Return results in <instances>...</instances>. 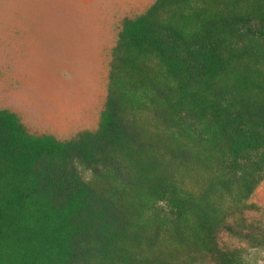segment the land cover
<instances>
[{
    "label": "trees",
    "instance_id": "trees-1",
    "mask_svg": "<svg viewBox=\"0 0 264 264\" xmlns=\"http://www.w3.org/2000/svg\"><path fill=\"white\" fill-rule=\"evenodd\" d=\"M182 5L183 0H156L144 14L126 18L114 57L121 53L123 68L143 70L154 60L163 65L165 71L159 73L168 76L169 89L159 95L168 97L173 114L188 103L208 114L214 128L208 141L232 173L224 186L230 190L238 184L248 195L264 179V88L231 91L230 97L225 96L229 90L213 93L206 88L242 57L240 42L264 41V0H215L213 18L203 19L208 7L194 12L199 26L193 32L186 31L183 20L191 16L182 13ZM167 10H173L169 20L163 17ZM154 77L150 73L151 88H156ZM116 93L110 88L97 131L67 141L31 134L16 114L0 109V264H159L155 243L150 242V257L145 252L147 261L125 248L138 242L132 240L136 236L130 232V219L119 206V192L93 187L79 171V165L96 169L112 151L132 147L134 137L121 118ZM162 183L148 185L152 201L165 185L178 214L187 211L195 217L190 228L198 245L218 264H244L238 250L218 248L217 209L202 210L173 184ZM224 228L234 232L232 224ZM244 238L264 245L262 231Z\"/></svg>",
    "mask_w": 264,
    "mask_h": 264
},
{
    "label": "rangeland",
    "instance_id": "rangeland-1",
    "mask_svg": "<svg viewBox=\"0 0 264 264\" xmlns=\"http://www.w3.org/2000/svg\"><path fill=\"white\" fill-rule=\"evenodd\" d=\"M27 2L42 6L44 12L60 14L83 4V0ZM214 4L215 0H183L182 13L191 16L183 20L186 31L193 32L199 26L194 12L208 7L203 19L213 18ZM172 13L173 10H167L163 17L169 20ZM106 31L108 44L115 43L119 30ZM238 47H242V57L214 82H208L207 90L213 93L229 90L225 96L230 97L231 91L242 94L243 88H264V41L240 42ZM120 56L121 53L113 60L111 88H115L120 97L121 118L134 137L132 147L126 152L112 151L96 164V169L79 165V171L93 187L119 192V206L130 219V232L136 236L132 240L138 242L125 248L147 261L146 253L150 257L152 242L155 243L154 253L160 255L159 264H218L195 241L190 228L195 221L193 214L187 211L178 214V209L172 207L169 188L162 185L151 200L148 185L163 182L167 186L173 184L182 197H191L202 206L200 209L205 206L217 209L214 211L219 227L217 225L215 232L219 249L238 250L244 264H264V245L254 246L244 238L245 234L264 232V179L248 195L240 191L238 184H231V189L227 190L228 183L224 182L232 173L229 175L212 141H208L214 136L208 114L203 115L194 103H188L173 114L168 97L158 92L169 89L168 76L159 73L165 71L163 65L154 60L143 65V70L133 66L123 68ZM150 73L155 76L156 88L150 87ZM145 74L147 78L142 83ZM151 218L159 223L155 224ZM251 223L253 228L248 226ZM226 224L233 225V233L224 228ZM178 234L182 235L183 243L177 239Z\"/></svg>",
    "mask_w": 264,
    "mask_h": 264
},
{
    "label": "crops",
    "instance_id": "crops-1",
    "mask_svg": "<svg viewBox=\"0 0 264 264\" xmlns=\"http://www.w3.org/2000/svg\"><path fill=\"white\" fill-rule=\"evenodd\" d=\"M155 2L83 0L60 14L27 0H0V109L16 114L29 133L60 141L97 131L119 40L109 45L106 30L120 34L126 18Z\"/></svg>",
    "mask_w": 264,
    "mask_h": 264
}]
</instances>
